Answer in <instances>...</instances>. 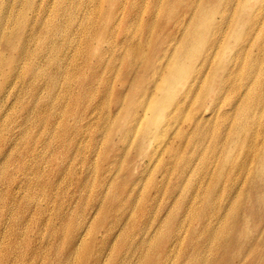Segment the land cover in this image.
I'll return each instance as SVG.
<instances>
[{
  "label": "bare ground",
  "instance_id": "1",
  "mask_svg": "<svg viewBox=\"0 0 264 264\" xmlns=\"http://www.w3.org/2000/svg\"><path fill=\"white\" fill-rule=\"evenodd\" d=\"M54 2L8 0L7 5L0 4V10L5 12L0 20V106L6 99L12 100L10 112L0 110V180L9 175L5 166L12 165L26 175L27 188L34 185L46 195L53 184L45 175L62 174L65 159V166L76 173L71 162L72 148L82 150L78 144L84 142L86 126L94 112V106L88 108L87 103L95 94L105 100L104 90L98 84L97 67L102 64L103 44L108 45L107 39L114 29L112 21L104 31L96 32L93 27V33L85 36L86 25L82 29L73 24L71 1ZM218 2L220 6L216 9H206L207 25L215 14L219 17L216 24H220L232 3ZM127 5L123 0H107L105 11L116 18ZM202 5L192 0L187 10L178 11L179 15L183 18L188 10L196 15ZM216 29L220 32V28ZM166 32L170 39L158 47L153 45L139 62L134 61L135 55L140 46L146 47L148 40L140 38L138 45L128 50L126 47L122 76L109 99L113 108L97 121L107 125L105 149L102 154L97 151L99 148L94 154H85L81 164L84 169L95 155L107 162L96 168L106 173L103 184L107 185V191L104 202L94 205L93 212L107 211L118 198L124 204L127 200L121 193L123 189L129 194L141 190L143 206L148 203L159 208L162 202L164 212L151 218L149 224L153 227L141 236L150 238L139 240L144 245L152 243L154 235L160 230L156 236L160 238L167 226L169 233L162 242V255L148 258L147 253L136 261L129 258L124 264H264L263 103L254 104L260 111L257 120L254 117L248 120L244 115L236 118L231 113L233 109L222 112L223 133L210 150L203 151L207 125L215 116L219 117L218 102L227 92L224 72L221 75L211 62L206 64L210 54L207 51L199 66L196 65L197 75L192 74L190 67L182 68L191 56L188 44L182 42L186 30L181 19L173 22ZM87 39L93 41L89 45L90 54L95 55L96 64L86 56L77 58L83 53ZM125 44V39L120 40V45ZM213 45L209 42L205 50L210 51ZM17 82L19 88L14 90ZM194 104L198 107L193 111ZM161 129L168 133L165 139L164 134L159 135ZM10 136L13 140L9 144ZM208 151H212V157L207 155ZM128 153L133 159L127 164ZM187 173L196 175L190 189L183 188ZM8 188L7 185L9 191ZM185 189L187 194L184 191L179 200L180 211L167 206L171 200L176 204ZM8 191L0 195V203L8 200ZM20 215L19 212L13 216L1 232L9 239L6 244L0 239V252L16 248L20 235L25 240ZM178 226L183 230L176 231ZM125 230L123 225L119 235H124ZM111 234H115L113 227H106L103 242ZM80 242L79 239L71 242L70 255L78 253L76 244ZM31 247H37L33 240L20 252H28ZM102 255L100 259L95 256L92 264H106L109 255ZM86 263V259L80 262Z\"/></svg>",
  "mask_w": 264,
  "mask_h": 264
},
{
  "label": "rangeland",
  "instance_id": "2",
  "mask_svg": "<svg viewBox=\"0 0 264 264\" xmlns=\"http://www.w3.org/2000/svg\"><path fill=\"white\" fill-rule=\"evenodd\" d=\"M49 1L55 4V0ZM70 1L74 7L78 5L75 8L72 6L71 11L69 10L75 18L73 24H79L81 28L85 24V36L89 32L93 33V27L96 32H102L109 28L112 21L114 22L112 34L107 39L108 45L103 44L102 64L97 67L99 68V83H97L100 85V89L104 90L102 97L105 100L102 101L99 94H95L87 103L88 108L94 106V112L87 123V134L84 137V142L78 144L82 150L77 151V146L72 148L71 157L74 159L71 162L76 173H72L70 167L65 166L67 165L65 159L62 174L54 172L48 174L49 176L45 175V178H49L53 184L49 190L46 188L48 190L47 195L34 185L27 188L25 186L26 175L14 170L12 165L5 166L9 175L6 179L0 180V195L3 196L7 193V185L12 194L8 191V200L0 203V239L5 244L7 243L9 238L3 237L1 232L4 231L6 223L11 221L13 216L19 212L21 213V220L19 221L21 234L26 231V235H23L26 238L21 240L22 236L20 235L21 238L15 242L16 248L12 246V251H1L0 264H8L9 262L10 264H73V262L80 264L84 259H86V264H92L94 257L103 258V253L109 255L106 264H120V262L124 264L129 258L136 261L137 257L145 256L147 253L148 258H157L162 255V242L169 233V229L166 231L167 226H165V231L160 238H156L160 230L154 235L152 243L144 245L139 242L145 231L153 227L149 224L151 218L164 212L161 210L162 202L159 208L145 202L146 205L143 206L141 190L129 194L130 191L123 189L121 193L127 200L124 204L121 205L118 199L122 198H118L110 203V208L107 211L95 213L93 206L101 201L104 202L103 199L107 191V185L103 184L106 173L99 172L96 168L106 165L107 162L95 155L88 162V165L85 164L84 169L81 165L84 162L85 154H94L97 148H99L97 151L102 154L105 149L104 138L107 125L100 122L98 124L97 121L100 115L103 116V113L113 108L112 103H110L113 96L112 91L118 87L119 78L122 76L121 70L125 64L126 47L128 50L138 45L140 38L148 40V44L146 47H139L134 58V61L138 62L153 45L158 47L159 44L168 41L170 38L168 39L166 31L170 30L173 22L181 19L186 30V37L182 42L188 44V51L192 57L188 58L187 66L182 68L187 67L189 69L190 67L192 74L197 75L196 65L198 63L199 66L204 51H207L206 53L210 52V54L206 64L211 62L213 69H216V72L221 75L224 72V80L226 81L224 85L227 92L223 99H219L218 102L219 117L215 116L211 124L207 125L208 134L201 148L203 151L210 150L217 137L221 136L222 128L220 127L224 121L220 116L222 112L233 109L231 113L236 118L244 115V118L248 120L253 117V120H257L260 111L254 107V104L259 101L263 103L264 116V0H231V7L226 9L220 24H216V21H219L217 14H212L209 25H207L209 17L205 15L206 9L219 7L220 2L218 0H197L200 5L205 4L202 5L196 15L188 10L182 15L183 18L180 17L178 11L180 9L187 10L192 0H123L129 5L121 8L123 11L120 10L116 18L108 15L109 11H105L107 0ZM2 2L7 5L8 0H0V4ZM112 5L114 6V2ZM4 13L0 10V20L4 19ZM173 14L175 15L171 18ZM88 23L92 25L89 26ZM216 26L220 28V32H217ZM73 33L76 32L73 31ZM122 39L126 40L125 45L127 46L120 45ZM92 42L88 39L85 40L83 53H80L77 58L81 60L86 56L89 61L96 64L95 55L90 54L89 45ZM209 42L215 44L210 51L205 50ZM170 44H174V41H170ZM129 62L131 64V61ZM163 67L161 66V68ZM208 78H210V74ZM13 88L14 90L19 88V82L15 83ZM131 91L132 89L129 93ZM11 101L6 99L1 104L0 110L10 112L12 109ZM197 107V104L191 106L193 111ZM169 108L167 109L168 112L170 111ZM228 116L231 120L234 119L231 115ZM149 123L151 124V121ZM163 134L164 131L161 129L159 135L162 136ZM167 136L168 133L164 134L162 138L165 139ZM12 140L13 138L10 136L9 144ZM211 152H207L210 157H212ZM125 158L127 164L133 159L130 153L126 154ZM31 162L35 161L31 160ZM133 170H135L134 167ZM195 179L196 175L187 173L183 188L190 189ZM187 189L182 190L176 204L171 200L167 206L175 207L180 211L179 200L184 194H187ZM102 190L103 192L100 193ZM123 225H125L126 230L125 234L121 236L119 232ZM106 227H113L115 234L108 235V241L103 242L102 235ZM178 228L179 226L176 231ZM180 230L183 229L180 227ZM78 231L79 233H77ZM149 238L143 239L148 240ZM74 239L75 241L81 240L80 243H75L79 247L77 248L78 253H72L77 255L76 257L70 255L68 251ZM32 240L37 247L34 249L31 247L32 249H29L28 252H20L28 248ZM25 254L26 256H24ZM78 256H81L80 261H78Z\"/></svg>",
  "mask_w": 264,
  "mask_h": 264
}]
</instances>
